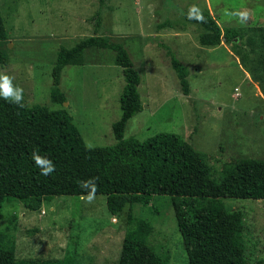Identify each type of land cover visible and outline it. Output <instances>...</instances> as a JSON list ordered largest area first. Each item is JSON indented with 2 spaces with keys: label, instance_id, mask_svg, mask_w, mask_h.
Listing matches in <instances>:
<instances>
[{
  "label": "rangeland",
  "instance_id": "1",
  "mask_svg": "<svg viewBox=\"0 0 264 264\" xmlns=\"http://www.w3.org/2000/svg\"><path fill=\"white\" fill-rule=\"evenodd\" d=\"M193 6L209 9L221 27L264 25V0H0L9 31L0 49L8 63L0 72L23 89L27 105L66 107L87 145L116 142L112 124L121 116L125 85L115 52L89 47L85 63L62 71L61 89L69 104L51 101L52 69L61 45L73 46L94 34L123 42L141 74L143 109L131 117L124 136L144 140L158 132L181 134L204 154L219 178L224 165L242 158L264 159V91L242 63L233 41L203 45L205 31L184 17ZM247 13L240 22L238 14ZM188 70L189 93L181 88L172 59ZM56 195L41 208L7 200L0 210V228L16 238L18 258L62 259L63 264H119L124 239L137 219L152 226L145 235L161 264H189L169 195L155 194L149 204L128 203L112 214L106 196ZM222 201L235 213L230 240L246 264H264V199ZM132 207V209H130ZM151 251V250H150Z\"/></svg>",
  "mask_w": 264,
  "mask_h": 264
},
{
  "label": "trees",
  "instance_id": "2",
  "mask_svg": "<svg viewBox=\"0 0 264 264\" xmlns=\"http://www.w3.org/2000/svg\"><path fill=\"white\" fill-rule=\"evenodd\" d=\"M106 4L109 0H101ZM205 31L199 35L203 45L233 41L242 63L264 91V25L221 27L209 9L201 10ZM101 14L95 20L94 34L73 46L61 45L52 69L51 101H67L60 83L66 65L85 63L89 47L115 52L114 62L122 67L125 85L120 94L121 116L112 124L116 142L89 146L66 107L49 109L40 104L23 107L0 98V210L7 200H19L30 210L41 208L44 200L56 195L84 196L91 189L81 186L95 178V194L106 196L108 210L117 214L128 203L149 204L155 194L169 195L175 209L189 264H246L242 253L229 238L235 226V213L222 198L264 199V159L242 158L235 166L224 165L219 178L205 156L181 134L158 132L144 140L125 137L128 120L143 109L139 84L141 74L129 50L120 41L101 34ZM9 31L0 11V41ZM0 42V43H1ZM8 58L0 49V65ZM180 85L189 93L188 70L178 58L172 59ZM54 165L50 175H42L32 153ZM132 209V207H130ZM128 219L138 226L129 228L119 264H161L145 235L151 224L137 219L130 210ZM151 250V251H150ZM0 264H34L16 255V238L0 228ZM35 264H63L62 259H36Z\"/></svg>",
  "mask_w": 264,
  "mask_h": 264
},
{
  "label": "clouds",
  "instance_id": "3",
  "mask_svg": "<svg viewBox=\"0 0 264 264\" xmlns=\"http://www.w3.org/2000/svg\"><path fill=\"white\" fill-rule=\"evenodd\" d=\"M188 18L195 19L200 22H203L204 20L202 13L195 6L189 9ZM238 18L240 22H243L247 19V13H239ZM0 98H3L4 100L10 101L11 103L23 107V89L14 86L12 84V78L4 74L3 72H0ZM32 158L36 165L41 168L42 175H50L55 170L54 165H52L51 161L47 160L46 158L40 157L38 153L33 152ZM81 186L86 190L89 188L91 189L87 196V202L91 203L94 199L96 190L95 178L87 182H82Z\"/></svg>",
  "mask_w": 264,
  "mask_h": 264
},
{
  "label": "water",
  "instance_id": "4",
  "mask_svg": "<svg viewBox=\"0 0 264 264\" xmlns=\"http://www.w3.org/2000/svg\"><path fill=\"white\" fill-rule=\"evenodd\" d=\"M63 104H64V105L67 104V101H64Z\"/></svg>",
  "mask_w": 264,
  "mask_h": 264
},
{
  "label": "crops",
  "instance_id": "5",
  "mask_svg": "<svg viewBox=\"0 0 264 264\" xmlns=\"http://www.w3.org/2000/svg\"><path fill=\"white\" fill-rule=\"evenodd\" d=\"M67 103L69 104V101Z\"/></svg>",
  "mask_w": 264,
  "mask_h": 264
}]
</instances>
